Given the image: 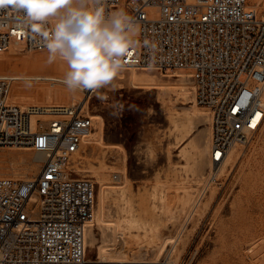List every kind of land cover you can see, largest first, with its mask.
<instances>
[{
  "label": "built area",
  "instance_id": "1",
  "mask_svg": "<svg viewBox=\"0 0 264 264\" xmlns=\"http://www.w3.org/2000/svg\"><path fill=\"white\" fill-rule=\"evenodd\" d=\"M104 7L106 15L125 10L140 28L124 69L192 70L186 73L194 82V102L210 113L212 162L261 129L264 17L248 0H105ZM145 38L157 44L153 68ZM11 44L46 49L42 33L25 25L22 13L0 9V52ZM63 77L0 74V147H27L43 155L34 177L0 178V264H170L167 251L155 261L129 262L87 253L96 182L76 164L93 130L88 104L95 92H70ZM28 87L59 92L52 99L38 92L22 100ZM120 177L112 172L113 180Z\"/></svg>",
  "mask_w": 264,
  "mask_h": 264
},
{
  "label": "rangeland",
  "instance_id": "2",
  "mask_svg": "<svg viewBox=\"0 0 264 264\" xmlns=\"http://www.w3.org/2000/svg\"><path fill=\"white\" fill-rule=\"evenodd\" d=\"M248 2L264 16V0ZM41 54L48 56L47 49L26 50L12 45L0 52V74L64 76L67 69L60 65L61 62L50 68L15 65L30 55ZM129 71L123 69L125 77L118 76L111 85L99 89L88 104V114H99L103 119L105 142L117 145L103 149L101 157L102 152L95 144L84 143L82 148H87L85 155L92 156L91 161L86 163L82 156L81 163L76 164L81 175L94 179L95 172L89 166L104 165L106 215L111 218L126 216L127 207L122 199H127L135 209L134 215L141 218L142 212L153 203V190L158 194L166 189L174 192L176 197L171 208L178 209L181 205L177 198L187 187L191 192L190 200L194 202L191 207L176 210L177 217L171 220H167L161 207L154 216L155 221L167 223L161 231L163 236L178 238L169 260L177 256L179 264H264V123L256 134L234 144L236 158L233 163L226 164L220 171L218 165L210 167L209 160L201 167L198 163L202 154L190 150L191 142L198 131L211 132L210 119H195L189 123L183 117L191 105L186 98L165 89L133 87L128 81ZM181 71L192 70L182 68ZM136 72L163 84L178 81L177 76H168L171 74L168 71ZM45 96L52 99L54 95ZM49 102L51 100L44 104ZM197 109L209 115L206 108L197 105ZM91 118L92 131H95L97 120ZM42 162L43 155L32 149L0 147V178L31 177L38 173ZM114 171L121 174L117 181L112 178ZM111 184L117 188H107ZM98 187L99 181L95 185L96 195ZM212 189L214 193L210 197ZM93 231L96 243L101 238V229L95 225ZM143 244L135 254L141 260L152 259L156 246L148 240ZM126 245L118 243L115 250H127L133 242ZM87 249L90 256L97 255L95 249ZM169 249L168 243L159 257Z\"/></svg>",
  "mask_w": 264,
  "mask_h": 264
},
{
  "label": "clouds",
  "instance_id": "3",
  "mask_svg": "<svg viewBox=\"0 0 264 264\" xmlns=\"http://www.w3.org/2000/svg\"><path fill=\"white\" fill-rule=\"evenodd\" d=\"M104 4L105 0H0V9L22 13L24 24L42 33L47 62L59 59L67 65L62 82L70 92H97L125 68L124 58L137 45L140 32L125 10L106 15ZM143 46L153 68L157 44L145 38Z\"/></svg>",
  "mask_w": 264,
  "mask_h": 264
},
{
  "label": "bare ground",
  "instance_id": "4",
  "mask_svg": "<svg viewBox=\"0 0 264 264\" xmlns=\"http://www.w3.org/2000/svg\"><path fill=\"white\" fill-rule=\"evenodd\" d=\"M12 45L18 46L16 44H11L10 46ZM18 47L23 49L21 46H18ZM30 50H43V49H30ZM47 59H48V56L44 54L34 55V56L30 55L16 62L15 65H18L23 68L25 67H38V68L49 67L50 68V67L56 66V64L61 62L60 65L66 67L67 69V65L63 63L62 61H60L59 59L53 62L52 64H49L47 62ZM136 71L137 70L130 69L129 74H128V81L133 87L165 89L168 92L173 91L174 94L179 97L186 98L187 99L186 102L191 103V105L188 109H186L185 113L183 114V117L186 120H188L189 123L191 124L193 123L195 119H197L198 121L202 119L203 120L210 119L209 118L210 113L208 110L207 111L209 115H207L204 112L198 111L197 109V105L194 102V82L190 80V74L186 72H182V71H176L174 74H168V76H177L178 81H173V82L170 81V82H166L163 84L151 78H148V79L143 78L142 76L138 75ZM118 76L119 78L125 77L122 72ZM19 77L25 79V78H30V75L28 76L19 75ZM49 78H53V77L49 76ZM190 85H191V90H190ZM33 88L34 87L26 88L25 94H21V97H23V99L26 100V99H30L32 95L34 96L38 92H40V94H43V95H55L59 92L56 90L54 91V90H49V89L45 90L43 88H38V89H33ZM42 106H48V104H42ZM90 115L96 118L97 127L95 131H92L90 133V135L86 138L84 143L95 144L99 148V150L102 152L100 156L103 157L104 156V151H102L103 149H107L108 147H115V145L117 144H109L105 142L104 133H103L104 131H103L102 117L99 114L90 113ZM175 126H177V123H175ZM210 136H211V132L209 131H206L204 129L198 131L194 135V137H192L193 139L191 142L190 150L194 152L196 151L198 152V154L199 153L202 154L201 156L202 159L200 160V163H198L201 167L210 161L208 163L210 167H213L212 165H218L217 169L220 171L224 169L226 164L234 162L236 158L235 157L236 146L235 145L230 146L227 150L226 155L219 162H212L210 160ZM21 148L29 149L27 147H21ZM84 158H85V161L87 162V161H91L90 159L92 158V156L84 155ZM89 169L95 172V175H96L95 182L97 183L99 181V187H98L99 189L95 197L96 207L94 209V214H93V223L87 228V231H86V250H88L87 248L95 249L97 256L100 257L102 260H110V261L119 260L123 262H129L132 260H141V257H138L135 254V251L139 249L142 245H144L143 244L144 241L148 240L149 244L156 246L155 247L156 252L154 253L153 258L149 259L148 261H155L157 257H159V254L161 253V251L165 249V246L168 243L170 244V249H169V252H167V254L168 253L169 255L174 254L175 247L178 242L177 241L178 238L176 236L175 237L163 236L161 231L163 230L164 227H166L167 223L165 222V220L155 221L154 216L157 214L159 207H161V210L167 216V220H171L177 217V213H175L176 210L186 209V208L191 207L194 202L190 200L191 192L188 190V188L184 187L182 194H180L179 197L177 198L178 202H180V205H181L178 209L171 208L172 202L174 198L176 197V194L174 192L166 189L164 193L161 192L158 194L156 190H153L152 192L153 203H151L147 207V209H145V211L142 212L141 218H138L134 215L135 209L132 206L131 202L128 201L127 199H122L123 203L127 207V210H126L127 215L123 217L111 218L106 215L105 207H104L107 191L104 190V186H103L104 183L102 179L104 175L103 172H105L106 169L103 164H99L97 166H89ZM35 175L31 177H34ZM124 178H126V176ZM107 188L114 189V188H117V186L111 184V185H107ZM213 193H214V190L212 189L210 191V197L213 195ZM154 199H157V203L159 204H156ZM95 225L101 229V238L96 243L94 242L95 235L93 231V226ZM130 242H133V245H130L127 250L123 248L119 250H115L117 248L118 243L125 247L127 246L126 243L129 244ZM170 264H179V261L177 260V256L170 259Z\"/></svg>",
  "mask_w": 264,
  "mask_h": 264
},
{
  "label": "crops",
  "instance_id": "5",
  "mask_svg": "<svg viewBox=\"0 0 264 264\" xmlns=\"http://www.w3.org/2000/svg\"><path fill=\"white\" fill-rule=\"evenodd\" d=\"M93 129H94V125H93ZM85 154H88L87 153V148H82V152L79 154V160H78V163L80 164L81 163V160L83 159L82 156L84 157ZM87 163V162H86Z\"/></svg>",
  "mask_w": 264,
  "mask_h": 264
}]
</instances>
